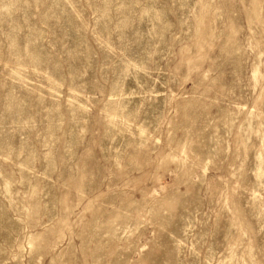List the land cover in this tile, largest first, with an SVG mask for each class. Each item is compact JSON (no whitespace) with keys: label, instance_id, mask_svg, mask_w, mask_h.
Wrapping results in <instances>:
<instances>
[{"label":"rangeland","instance_id":"obj_1","mask_svg":"<svg viewBox=\"0 0 264 264\" xmlns=\"http://www.w3.org/2000/svg\"><path fill=\"white\" fill-rule=\"evenodd\" d=\"M0 264H264V0H0Z\"/></svg>","mask_w":264,"mask_h":264}]
</instances>
